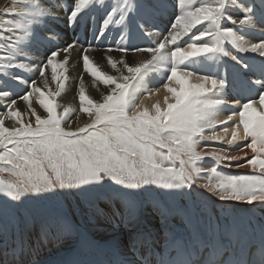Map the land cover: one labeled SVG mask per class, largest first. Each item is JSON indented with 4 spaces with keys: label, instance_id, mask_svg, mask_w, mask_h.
Instances as JSON below:
<instances>
[{
    "label": "snow or ice",
    "instance_id": "1",
    "mask_svg": "<svg viewBox=\"0 0 264 264\" xmlns=\"http://www.w3.org/2000/svg\"><path fill=\"white\" fill-rule=\"evenodd\" d=\"M94 13L102 14L94 40L116 33L105 51L111 74L90 57L87 39L59 46L54 25L74 28ZM165 14L160 29L156 21ZM132 29L146 46L129 43ZM41 48L44 61L36 62ZM73 50L93 84L104 86L93 99L81 76L78 111L91 119L83 127H73L76 109L59 111L55 102ZM135 53L147 58L125 59ZM146 97H156L151 108ZM221 112L229 114L218 119ZM208 142L229 147L208 151ZM206 158L213 166H197ZM232 167L257 174L218 171ZM202 173L215 182L198 184ZM0 174V264H29V226L37 217L42 237L75 230L56 201L67 192L121 219L136 217L146 193L182 196L197 185L221 202L264 206V0H9L0 8ZM151 203L166 228L173 216L192 227L188 239L170 232L158 247L145 230L127 250L114 247L109 259L79 264H264V224L254 236L225 205L223 220L209 218L202 235L195 209ZM84 246L94 247L87 238Z\"/></svg>",
    "mask_w": 264,
    "mask_h": 264
},
{
    "label": "bare ground",
    "instance_id": "2",
    "mask_svg": "<svg viewBox=\"0 0 264 264\" xmlns=\"http://www.w3.org/2000/svg\"><path fill=\"white\" fill-rule=\"evenodd\" d=\"M114 2V0H113ZM6 5V0H0V8ZM97 13L91 14L86 19L89 24L85 25L88 32H86L85 39L87 42L94 45L95 50L89 52L90 57L94 62L101 67L102 70L108 71L110 74L114 71L111 66L107 63L105 55L106 46L112 44L116 39V33L108 36V39L94 40L93 34L96 33L93 29V20L97 18ZM100 17V25L102 22V14L98 13ZM64 15L63 13L61 14ZM87 17V16H86ZM66 18V17H65ZM168 14L157 19L156 24L160 29H163L168 23ZM83 19L82 21H84ZM85 20V22H86ZM84 22V23H85ZM81 25V24H80ZM58 31V26L54 25ZM78 27V26H77ZM95 27V25H94ZM80 28V26H79ZM63 29V28H62ZM73 29V28H72ZM70 27L65 33L60 32L61 40L60 45L63 47L65 44L72 42L77 39V34ZM85 29V28H84ZM80 30L83 31L81 27ZM133 30V29H132ZM135 32V31H134ZM79 34V33H78ZM76 35V36H74ZM74 36L72 39L71 37ZM249 40L255 42L257 38L248 37ZM85 41V40H84ZM83 41V42H84ZM82 42V41H81ZM129 43L133 45L146 46L147 38L141 36L135 32L129 39ZM78 50H73L70 54L69 66L67 70L68 79L65 82V87H68L65 96L60 92L57 96L60 100L57 104L60 105L59 111H62L63 107H70L76 109L70 116L73 121V127H83L85 124H90L91 119L86 118L85 114L78 111L79 99L78 86L80 78L83 75L84 86L86 94L93 99H97L103 91L104 86L102 84L94 85L92 78L83 72L82 61L80 60ZM117 55V53H112ZM247 55L254 56L256 54L248 53ZM44 56V48H41L36 56V62H43L41 59ZM147 58V54L135 53L129 54L125 57L129 62L140 63ZM46 76L49 80V87L51 90H56V83L51 81V70L50 68L46 71ZM159 81L153 80L150 87L153 89L158 86ZM18 91L22 90L20 86ZM144 99V106L151 108V105L156 101V97H146ZM57 100V99H56ZM162 100V97H161ZM22 104L23 102H19ZM229 113L221 112L218 119H225ZM12 121H5V126L12 125ZM219 130V129H218ZM223 135V132L220 131ZM212 144V147L207 149L208 151L213 148H225L228 149V145L221 144L219 142H208ZM250 154V150H247ZM230 155H242L239 151H229ZM252 155V153H251ZM251 155H248L249 157ZM187 159V157H185ZM178 163V162H177ZM197 166L210 168L213 166V162L210 158H206L204 161H198ZM221 173H227L231 175H253L250 167L244 168H223L218 169ZM212 180L215 182L211 174L205 177L201 174V178L198 180L199 183L208 182ZM195 190L185 189V195L182 196H170L164 195L168 190L156 189L152 192L146 193L142 198L143 202L138 210L135 218L132 219H121L120 217H113L111 212L107 209L104 214H98L95 208L89 201V198L83 197L78 199L75 192H69V196H61L63 201L62 211L67 214L75 225V230L70 234H49L47 237L41 235V219L37 217L34 222L29 226V243L32 246V250L26 257L29 264H78L80 261L85 259H98L106 260L110 258L111 251L114 247H119L123 250H127L129 241L135 236L137 232L150 230L156 238L157 246L162 247L167 238H169L170 232L182 236L184 239H188L190 233L193 232V228L187 226L185 222L178 216H173L168 220L167 228L164 226V221L161 219L159 214L153 209L152 201L159 200L162 205L176 204L179 206H186L195 209L196 217L199 221L197 227L201 230V234L204 235L203 229L209 218L216 220L220 217L223 220L224 214L221 213V208L227 205V213L234 215L241 221L253 226L255 231L252 233L254 236H258L259 228L264 224V206H261L260 202H254L251 205L246 203L238 202H221L217 197L212 196L206 192L205 189L194 186ZM68 199H72L73 204L68 202ZM94 245V247H85L84 239ZM3 249L0 248V262L4 260L2 255Z\"/></svg>",
    "mask_w": 264,
    "mask_h": 264
},
{
    "label": "rangeland",
    "instance_id": "3",
    "mask_svg": "<svg viewBox=\"0 0 264 264\" xmlns=\"http://www.w3.org/2000/svg\"><path fill=\"white\" fill-rule=\"evenodd\" d=\"M9 4V0H6V5H8ZM96 15H98L97 16V18L95 19V20H93V29H94V31L96 32L97 31V29H99L100 27H101V25H100V15L97 13ZM88 18V16L86 17H84V19L86 20ZM85 20L84 21H80V23H79V25H78V27H74L72 30L74 31V32H76V34H77V39L78 40H80V41H84L85 40V36H86V32H88V30H87V28H86V24H89L88 22H87V20H86V22H85ZM85 22V23H84ZM81 24V25H80ZM83 24H85L84 26H83ZM94 25H95V27H94ZM58 26V31H60V32H63V33H65V31L69 28V27H66L63 23H60V24H58L57 25ZM79 26H80V28L82 27L83 28V31L82 30H80V28H79ZM63 28V29H62ZM85 28V29H84ZM135 31V29H133L132 31H131V34H130V37L136 32H134ZM79 33V34H78ZM111 34H114V33H111ZM74 36H76V35H74ZM74 36H72L71 37V39L74 37ZM69 43H71V42H69ZM61 47V46H60ZM96 48H94V50H95ZM41 61H44V56H43V58L41 59ZM65 89H69L68 87H66ZM65 89H62V91H65V92H62V94L65 96V94H66V92H67V90H65ZM75 95H78V93H76ZM57 99V100H56ZM58 100H60V98L59 97H55V102L57 103V101ZM243 155V154H242ZM248 155H251V153L250 154H248ZM198 165V164H197ZM0 175H2V174H0ZM3 178H6V179H11V177H7V176H3ZM77 194V193H76ZM69 196L70 195V193L69 192H67V193H65V194H63V195H60V196H58L57 198H56V201L59 203V205L61 206V207H63V201L61 200V196L63 197V196ZM82 196L84 197H87L86 195H82V194H77V197H78V199L80 200V199H82ZM87 198H89V197H87ZM68 202L70 203V204H73V201H72V199H68Z\"/></svg>",
    "mask_w": 264,
    "mask_h": 264
}]
</instances>
